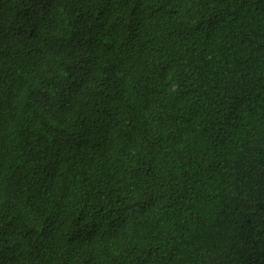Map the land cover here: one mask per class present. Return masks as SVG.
Instances as JSON below:
<instances>
[{"label":"trees","instance_id":"16d2710c","mask_svg":"<svg viewBox=\"0 0 264 264\" xmlns=\"http://www.w3.org/2000/svg\"><path fill=\"white\" fill-rule=\"evenodd\" d=\"M0 264H264V0H0Z\"/></svg>","mask_w":264,"mask_h":264}]
</instances>
